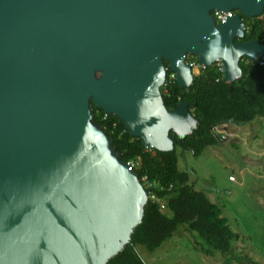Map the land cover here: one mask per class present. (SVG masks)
Returning a JSON list of instances; mask_svg holds the SVG:
<instances>
[{"label": "water", "instance_id": "water-1", "mask_svg": "<svg viewBox=\"0 0 264 264\" xmlns=\"http://www.w3.org/2000/svg\"><path fill=\"white\" fill-rule=\"evenodd\" d=\"M234 12L218 23L213 12ZM264 0H0V264H108L132 240L148 188L94 121L121 118L170 151L198 119L169 109L164 61L190 87L196 56L224 77L264 55L243 16Z\"/></svg>", "mask_w": 264, "mask_h": 264}, {"label": "trees", "instance_id": "trees-1", "mask_svg": "<svg viewBox=\"0 0 264 264\" xmlns=\"http://www.w3.org/2000/svg\"><path fill=\"white\" fill-rule=\"evenodd\" d=\"M243 21L245 35L236 38L235 42L258 40L264 44V12L256 17L243 16ZM192 59L194 56L189 58ZM164 63L169 67L168 61ZM240 67L242 76L234 82L225 80L217 62L202 67L199 73H194L188 88L171 79L169 69L166 83L161 88L165 105L172 109L184 100L198 119L197 129L182 142L174 136V148L170 151L145 148L140 138L131 135L121 118L106 114L92 104L94 121L110 136L122 160L134 163L132 169L151 195L131 242L108 264H147L137 246L155 251L177 233L180 225L204 239L208 245L204 250L207 255L222 252L227 255L228 264L232 261L243 263L233 246L234 241H240V233L224 215L222 205L209 193L198 189L192 171L182 169L179 164L181 152L190 151L201 156L208 147L224 139L214 127L242 126L264 117V56L253 62L243 57ZM251 261L258 264L256 260Z\"/></svg>", "mask_w": 264, "mask_h": 264}, {"label": "rangeland", "instance_id": "rangeland-1", "mask_svg": "<svg viewBox=\"0 0 264 264\" xmlns=\"http://www.w3.org/2000/svg\"><path fill=\"white\" fill-rule=\"evenodd\" d=\"M196 59L190 60L195 62L194 71L200 68ZM220 128L231 135L208 147L201 156L181 152L179 164L192 171L198 189L222 205L224 215L240 233V241H234L233 246L243 263L230 264H253L251 259L264 264V117L251 124ZM207 247L197 232L180 225L177 233L155 251L142 245L137 250L147 264H228L227 255H207Z\"/></svg>", "mask_w": 264, "mask_h": 264}, {"label": "built area", "instance_id": "built-area-1", "mask_svg": "<svg viewBox=\"0 0 264 264\" xmlns=\"http://www.w3.org/2000/svg\"><path fill=\"white\" fill-rule=\"evenodd\" d=\"M233 13H234V12H224V11L216 10V11L213 12V15H214V17L216 18V20H217L218 23H223V22H226L227 19L233 15ZM263 56H264V55H263ZM263 56H260V58H263ZM189 61H190V60H189ZM216 62L218 63V66L221 67L222 72H224V69H223V67H222L221 60H217ZM191 63H192L193 69H194V67H195V65H194L195 62H191ZM261 63H262V61H261ZM197 64H199L200 68H196L195 70H196L197 72L194 71V73H199L200 69H201L202 67H204L201 63H197ZM169 76H170L171 79H175V80H176V74H175V73L171 72ZM214 130H216V131H218L219 133H221L224 139L231 135L226 129L221 130L220 127H214ZM129 163H130V169H132V166H134V163H132V162H129ZM146 178H147V177H144V179H146ZM229 179H230L231 181H234V180H235L234 176H230ZM145 186H146V184H145ZM162 207H164V205H163Z\"/></svg>", "mask_w": 264, "mask_h": 264}, {"label": "flooded vegetation", "instance_id": "flooded-vegetation-1", "mask_svg": "<svg viewBox=\"0 0 264 264\" xmlns=\"http://www.w3.org/2000/svg\"><path fill=\"white\" fill-rule=\"evenodd\" d=\"M165 64V63H164ZM166 66V65H165ZM166 69H167V75H168V71H169V67H166Z\"/></svg>", "mask_w": 264, "mask_h": 264}]
</instances>
